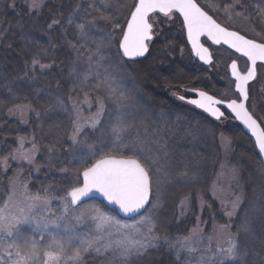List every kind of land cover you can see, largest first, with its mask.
I'll return each instance as SVG.
<instances>
[{
	"label": "snow or ice",
	"instance_id": "snow-or-ice-1",
	"mask_svg": "<svg viewBox=\"0 0 264 264\" xmlns=\"http://www.w3.org/2000/svg\"><path fill=\"white\" fill-rule=\"evenodd\" d=\"M28 6L30 12L39 13L44 8V0H29ZM109 6L110 0H105L104 7ZM125 8H128L126 0H119L116 4L117 11L123 15L122 10ZM95 10L101 11L99 8ZM257 11L258 14L264 15V7L257 5ZM161 17L172 22L182 18L181 24L186 31L192 52L206 64L212 63V54L205 43L201 42L202 37L215 45H227L246 58L248 66L245 73L238 69L235 61L231 64L235 90L239 93L237 99L225 102L204 91H198V98L195 99H186L184 96L178 98L217 120L225 116L218 107L224 105L226 110L234 113L252 132L259 151L264 153V128L246 107L249 101V84L257 78L258 63L264 68V42L248 39L237 31L222 27L196 0H135L127 14L126 23L122 24L113 14L106 15L102 11L88 23L95 24L96 20L111 23L114 31L108 34V44L111 45L113 39L119 35V54L128 60H135L148 53L149 42L153 41L154 35L157 34L154 32V26L158 27ZM72 22L70 17L68 23ZM58 23L59 21L53 18L48 27L51 29ZM77 27L82 36L87 34L85 24L81 23ZM116 29L122 31L116 32ZM97 56V67L90 71H96L100 75L101 78L93 88L101 91L96 97V115L86 123L96 129L104 116L105 101L114 106L112 122L107 128L99 129L101 137H106L111 142V149L100 154L92 144L87 143V134L81 136L84 125L81 124L77 113L69 139L73 145L87 147L88 152L76 157L78 164L72 168L75 179L70 188L58 197L63 206L61 216L43 215L48 211L51 199L56 198L52 193L47 190L43 193H29L25 186L23 201L16 211L9 209L8 205L0 209V264H83L90 254L104 257L105 264H135L137 260L148 255L150 249L159 247L162 239L164 244L176 249L178 256L183 251L197 252L194 243H202L200 238L190 242L191 235L173 241L155 231L154 217L162 207L161 185L166 182L167 174L161 171L158 160L148 154L139 134L136 137L130 134L129 130L136 125L135 115L126 111L129 107V97L119 89L113 73L109 71L111 66L101 63L105 56L99 48ZM89 60L91 61V57ZM37 67L43 71L49 65L42 64L38 58L33 57L29 71L35 72ZM101 67L104 68L103 73H99ZM260 91H264V88ZM16 108L20 116L25 114V109L32 110L30 104H18ZM76 109L77 105L74 104L73 110ZM221 140L230 147V139L221 135ZM25 141V137H20L18 148L10 155L13 159H21L31 164L34 162L37 146L33 140L30 142L31 148L25 150ZM122 149H127L129 154L122 153ZM7 162L5 157L3 163L7 165ZM14 195L15 193L9 196V203ZM97 196L102 197L107 204L118 207L122 213L137 216V224L146 227L147 231H142L137 224L122 222L106 210V206L88 203ZM239 204L240 198L237 197L231 204L232 211L227 213L229 217L235 214ZM77 205L79 207H76ZM181 205L183 206V202ZM79 225L86 226L83 233L77 231ZM50 228L62 230L63 234L61 231L49 232ZM224 228L227 226H222V229ZM238 231L245 235L250 233L249 218L240 221ZM192 232L194 234L196 229ZM34 233H40L39 239ZM45 233L48 239H45ZM40 241L44 243L41 244ZM242 253L243 247L238 236L230 235L226 246H217L209 259L215 264H239ZM203 260L204 256L201 255V264Z\"/></svg>",
	"mask_w": 264,
	"mask_h": 264
},
{
	"label": "trees",
	"instance_id": "trees-1",
	"mask_svg": "<svg viewBox=\"0 0 264 264\" xmlns=\"http://www.w3.org/2000/svg\"><path fill=\"white\" fill-rule=\"evenodd\" d=\"M10 1L14 5L13 8L10 7ZM217 1L220 7L234 8L244 14L251 23L253 37L264 42V15L258 14L257 11V5L264 7L262 0ZM8 2L10 3L8 4ZM8 2L0 3V26H4L3 31L13 34L20 24L23 36L27 41H30V45L29 52L24 55L20 52V45L13 44V42L10 44L11 46L9 45L10 51H0V63L3 62L6 66L0 70V201L18 187L25 190V186L27 191L36 193H43L46 190L49 192L53 189L62 196L75 179L72 168L78 164L76 157L88 152L87 147L84 146V148L73 150L69 139L72 124L77 119V113L79 117H86L97 112L96 97L101 91L98 88H93V85L100 79L99 77H93L84 82L78 75L69 76L66 66L73 60L79 61L83 55L85 56L89 52L88 47L83 46L82 48L81 34L77 26L81 23L85 24L86 33H90V27L94 26L98 30L100 41H102L99 49H103L107 60L113 62L118 57L117 41L121 37L117 35L109 45L104 39H106V33L114 31L111 23L96 20L95 24H89L88 21L99 16L102 11L106 15L113 14L114 18H117L122 24L126 23L127 14L135 0H126L128 8L122 10L123 15L116 9L119 0H110V6L107 8L104 7L105 0H44V8L39 13L29 11V0H9ZM96 8L101 11H96ZM70 17L72 23H68ZM53 18L57 19L59 23L50 29L48 25ZM115 31L120 32L122 29ZM41 50H45L48 54L43 57L44 62L52 63L53 67L44 73H40L38 69L35 72L29 71L32 59L30 55L34 54L37 57L36 54H40ZM179 56L178 47H168L165 50L163 46L156 44L150 48L148 56L143 61L133 63L137 67L129 72L128 82L120 84L116 81L119 89L129 97V107L126 111L134 114L135 110V123L140 121L147 125L149 119L154 118L152 121L154 130L162 132L167 142L173 130L179 135V131H182L181 124H190L191 127L193 124L194 128L198 126L200 131L205 130L213 136L203 142L206 147L211 148L216 135L214 134L216 133L215 129L222 133L225 128L216 126L192 110L178 107L174 103V99L170 97L171 93L181 89L203 88L209 84L207 80H204V77L193 76L192 67H181L190 62L184 60V56V62L181 61ZM10 57L14 59L12 60ZM19 64H22L23 67H13ZM167 64H173L176 67H156ZM17 98L18 101H16ZM254 103L259 115L264 117V96L257 92ZM18 104H30L32 110L25 109L26 113H29L22 118L16 108ZM74 104L77 105L76 110H73ZM135 107L137 108L135 109ZM113 108L112 104L105 101V112L100 125L94 130L83 131V136L87 134V143L92 144L95 151L100 154L109 151L112 146L106 137H101L99 129L107 128V125L112 122ZM137 109L139 110L138 115L136 114ZM157 113L163 114L165 117L159 118ZM174 122L178 125L174 126ZM233 129V132L228 133L235 148L234 158L239 163L237 167L242 172L245 181L246 195L248 197L255 194L263 196L264 190L261 189V186L264 189V171L254 149V143L238 123H235ZM193 130L197 132L195 129ZM129 131L133 137L139 134L135 128ZM141 131L144 132V130ZM147 133L154 132L146 130L145 136L141 134L139 136L144 142L143 146L148 154L152 155L153 138L150 134L147 136ZM225 134L227 133L225 132ZM20 137L26 138L25 150L31 148V141L34 140L36 143L37 151L34 162L31 164L21 159H13L10 155L15 153L18 148ZM179 149L177 150L179 155L176 157L178 161L183 156L181 148ZM200 150L202 154L207 153L201 147ZM121 151L125 155L129 154L127 149ZM5 157L8 162L4 167ZM202 167L201 171L205 173L209 170L206 165ZM61 169H68V171H61ZM18 170L22 173L19 174ZM18 177L21 180L20 183L15 180ZM199 188V185H195V187L187 188L185 190L188 191L187 193L182 192L190 201V210L186 212L184 219L170 220L166 215L168 206L158 216L157 229L169 239H175L184 234L199 235L201 233L200 225L209 227L208 215L211 212L209 214L202 207L203 210H200V197H204L205 194H199L197 191ZM22 195L18 200V205H21L23 201ZM206 195L209 196L207 193ZM207 198L206 200H208ZM201 212H205L206 218H202L203 221L199 225L198 218L202 214ZM213 216H216V213ZM208 227L205 232L209 231ZM193 229H196L194 234ZM217 234L221 237L220 232L217 231ZM171 256L165 251L152 254L149 257L152 259L150 264H162L164 261L154 260L155 257ZM167 264L178 263L168 261Z\"/></svg>",
	"mask_w": 264,
	"mask_h": 264
},
{
	"label": "rangeland",
	"instance_id": "rangeland-1",
	"mask_svg": "<svg viewBox=\"0 0 264 264\" xmlns=\"http://www.w3.org/2000/svg\"><path fill=\"white\" fill-rule=\"evenodd\" d=\"M8 1L9 0H0V3H5ZM196 1L206 12H208V14H210L222 26L230 30L237 31L249 39L258 42H263L253 37L254 34L250 28L251 26L250 21L246 19L244 14L239 13L238 10L225 6L220 7L218 5L217 0H196ZM10 2H8V4ZM10 7L12 8L14 7L12 2L10 3ZM56 26L57 25H54V27ZM3 27L4 26L2 25L0 26V51L2 50L10 51L11 50L10 44L13 42V44L17 43V45H20V52L22 55L28 53L30 41H27V39L23 36V33L21 31V25L19 24V27H17L18 29L15 30L13 34H9L8 31L6 32L3 31ZM89 30L90 33H87L84 36L81 35V39H82L81 43L83 44L82 48L83 46L88 47L89 48L88 54H86L85 56L83 55V57H81L79 61L73 60L70 64L66 66L70 77L78 75L82 78L84 82L88 81L89 79H92L93 77L101 78L96 71H90V69H96L97 67L96 65V60L98 59L97 48L101 47L100 44L102 43V41H100L101 39H99L100 37L97 34L98 30L94 26L93 27L91 26ZM154 32L157 34L154 35V42L149 43L150 48H152L153 45L156 44L163 46L165 50H167L168 47H178V53L180 55L179 58L181 61H183L184 57H185L184 60H188L189 62L193 60L192 53L190 47L188 46V41L186 38L184 28L182 27L180 18L176 19L175 22H172V21H167V18L161 17L158 22V27L154 26ZM106 34H107L106 39L104 40L108 41L109 33ZM204 43L205 45L210 47L208 42H204ZM100 51L102 53L104 52L103 49L102 50L100 49ZM213 52L216 60L214 66L208 70L210 76L207 77V81L209 80L208 82H214L219 85L221 90L220 92H217L218 95H216L217 97H219V99H222L224 101L237 99L238 94L235 91V84L229 74L230 71L229 64L231 63V60H233L231 58L230 53L220 48H213ZM103 54L105 56V53ZM47 55L48 54H46L45 50H41L40 54H36L37 56L36 58L40 57L38 59L39 60L41 59L40 63L49 65V67L44 69L43 71H40L39 67H37L40 73H44L46 70L50 69V67H53L52 63L44 62L43 57H46ZM117 55H118L117 60L113 62L111 61L109 62V60H107V56H105V59L102 60L101 63L104 66H111L109 67V71L113 73V77L117 82H120V84H126L130 77L129 72L133 70L134 67L137 66L133 63L124 62L120 57L119 52L117 53ZM30 57L33 58L35 57V55L34 54L32 56L30 55ZM89 57H91V61L89 60ZM10 59L13 60L14 58L10 57ZM20 60H22V58H20ZM240 66H241L240 67L241 72L245 73L247 67H244V64H240ZM2 67H6L4 66L3 62L0 63V70L2 69ZM13 67H23V65L19 64L18 66H13ZM156 67H176V66H174L173 64H167L165 66L162 65ZM103 71H104L103 67L99 68V73H103ZM257 73L258 75L256 81L252 84L250 88L251 94H250L249 108L253 113V115L259 120V122L262 124L264 128V117L259 115L256 105L254 103V97L257 92L260 93L261 96H264V91H260V89H262L264 86V81H263L264 68L259 67ZM85 77H87V79H85ZM185 94H186V89H181L179 91L171 93L170 97L174 99V103H176L178 107L192 110L196 112L198 115L212 122V120L209 119L207 116L197 111L193 105L181 101L178 98L179 96H186ZM16 101H18V98L16 99ZM136 108L137 107H135V109ZM136 112H137L136 114L138 115L139 110L137 109ZM28 113H26L25 111V114L22 116V118L25 117V115H27ZM95 115L96 113L86 117H79L81 124L84 125L83 131L88 129L94 130L86 123V121L95 117ZM134 115H135V110H134ZM160 117L163 119V117L165 116H163V114H159V118ZM153 119L154 118L152 119L150 118L149 119L150 121L148 120L150 125L149 123L147 125H144L140 123V121L139 122L136 121L135 123L136 126L134 128L136 129L137 133L139 131V135L141 134L142 136L146 135L145 134L146 130H149L150 132H154V133H147V136L150 134L151 138H153V144L151 146L154 148L152 149L151 151L152 155L150 156L153 159L158 160V165L160 166L161 171L167 174L166 182L162 183L161 185L162 207L159 209L156 217H154L155 231L161 234L162 237L166 236L163 232L157 229V218L164 211V209L167 208V206L168 208L166 209L167 212L166 215L168 218H170V220H173L175 218H178V220L184 219L186 212L190 210L189 208L190 201L187 197H185V194H183L182 192L184 191V193H187L188 191L185 190L192 186L195 187V185H199L200 187L199 190H197L199 194L202 195L205 194L204 197H200L201 199H200L199 207L200 210H203L205 208L209 212V214L211 212V214L208 215L210 225L209 227L200 225L201 222L203 221L202 218L203 219L206 218V215H204L206 212L205 210V212L203 213L201 212L202 214H200L198 218L200 225L199 231L201 232L200 235L198 234L191 235L192 241L190 242H194L197 238H200V240L202 241V243H194V247L198 249L197 252L189 253L183 251L180 252L178 256L176 249L171 248L168 245L164 244L162 239L159 247L155 249H150L149 254L146 255L145 257L140 258L139 260L142 259V261L150 262L152 261V259H149V257L152 254H157L160 251H165L169 255H172L173 258L180 260L185 264H201V255L204 256L203 264H215V262L210 260L209 257L211 256L212 252L215 251V248L217 246L225 247L227 240L231 235V236H238L239 241L243 247V253H242V257L239 258V264H264V194L263 196L262 195L257 196V194H255L249 197L246 195L245 181L243 179L242 172L237 167V164L239 163L236 161V158H234L235 148L232 142V138L229 136L228 133V132H233L234 130L233 127L236 122L232 120L222 121L218 124H215L213 122L216 126L225 128V131L220 133L221 132L220 130L214 128L216 132L214 134L216 135L213 138L211 148H209L206 147V145L203 142L213 136L205 130L200 131L198 126L197 128L196 127L194 128L193 124L192 127L190 124L188 125L186 123L181 124L182 131H179V135L173 130L172 134L169 135L167 142L166 138L164 139L162 132L157 131L156 129L154 130L155 127L152 126ZM173 125L177 126L178 124L174 122ZM193 129H195V131L197 132H194ZM140 130H144V132L143 131L140 132ZM83 131L81 132V136H83ZM71 132H72V128H71ZM225 132L227 134H225ZM221 135L231 140L230 147L227 145L226 142L222 143ZM178 143L180 144V146ZM82 147L83 146L81 145L72 144L73 150ZM200 147L203 148V150H206L207 153L202 154ZM179 148H181L183 156L181 160L179 159L178 161L176 157H178L179 155L177 151ZM254 149L256 151L255 145H254ZM203 165H206L207 169H209L206 173L204 171H201ZM222 165L224 166L223 168ZM5 166L6 165L4 164V167ZM18 172H20L19 174L22 173L19 170ZM184 173H187V175H184ZM15 180L18 181L19 183L21 182L19 177L18 179L16 178ZM17 189L13 190L12 193L7 195L2 201H0V209H3L5 205H8L9 209H11L12 211H16L17 208L21 206L18 205L17 203L18 200H20V196L24 194L25 190L19 187ZM261 189L264 190L263 186H261ZM204 191H206V193L209 196H207L206 193H204ZM28 192L33 194L36 193L34 191H28ZM49 192L52 193V196L56 198L51 199V203L49 205L48 211L43 213V215L45 216L54 215L56 217H59L61 216L63 211L62 202L58 198L61 196V194L54 191L53 189L50 190ZM13 193H15V195L12 196V202L9 203V196L12 195ZM237 197L240 198V204L235 214L229 217L227 213L232 211L231 204ZM206 198L208 200H206ZM203 199L204 201H202ZM181 202H183V206L181 205ZM89 204H96L102 206L97 201L91 202ZM201 207L203 209H201ZM214 213H216V216H213ZM111 214L116 216L119 220H121L117 215L113 213ZM246 217L249 218L250 226H251V231L247 235H245V233L243 232L238 231L240 221L245 219ZM66 219L68 218L66 217ZM137 220L138 219L129 222L123 220L121 221L132 225V224H137ZM73 223L75 222L73 221ZM225 225L227 226V228L222 229V226ZM137 227H140L141 230L144 232L147 231V228L144 227L143 225L137 224ZM207 227L210 229H208L209 230L208 232H205ZM85 230H86L85 225L77 226V231L83 233ZM48 231L49 232L61 231V234H63L62 230H56L53 228H50ZM217 231L221 233L222 238L217 234ZM34 235L36 236L37 239H39L40 233H34ZM187 236L190 235L184 234L178 238H183ZM45 239H48L47 233H45ZM176 239L177 238L175 239L171 238L170 240L175 241ZM40 243L43 244L44 241H40ZM210 247H213L212 248L213 250ZM69 264H71V262H69ZM83 264H105V258L96 254H90L85 258Z\"/></svg>",
	"mask_w": 264,
	"mask_h": 264
},
{
	"label": "flooded vegetation",
	"instance_id": "flooded-vegetation-1",
	"mask_svg": "<svg viewBox=\"0 0 264 264\" xmlns=\"http://www.w3.org/2000/svg\"><path fill=\"white\" fill-rule=\"evenodd\" d=\"M181 19V18H180ZM185 31V30H184ZM185 34H186V31H185ZM208 42V44L210 45V47L209 46H207V45H205L206 47H208L209 48V51L211 52V54H212V59H213V62L210 64V65H204L201 61H199L197 58H195V56L193 55V53H192V51H191V53H192V61L190 62V63H187V64H185V65H182L181 67H192L193 69H192V74H193V76H195L196 78H198V77H204V80H207V77H209L210 75H209V69L211 68V67H213L214 66V64H215V60H216V58H215V56H214V52H213V48H220V49H223V50H225V51H227L228 53H230V55H231V58L233 59V60H231V63L229 64V67H231V64H232V62L233 61H235L237 64H238V66L239 67H241L240 66V64H244V67H247L248 65H247V63H246V58L245 57H243V56H241V55H239V54H237V53H235V52H233V51H231V50H229L228 48H226V47H223L222 45H219V46H216L215 44H212V42L211 41H209V40H207V38H204V37H202V39H201V42L202 43H204V42ZM153 42H154V39H153ZM152 41H151V43H153ZM189 46V45H188ZM191 50V49H190ZM139 62H141V61H139ZM136 63H138V62H136ZM257 67L259 68L260 67V65L258 64L257 65ZM229 74H230V71H229ZM230 77H231V75H230ZM209 81V80H208ZM209 84L208 85H205V87H203V88H195V89H193V88H189V89H186V96H184L186 99H195V98H197V96L194 94V93H197L198 91H204V92H206L208 95H212V96H214L215 98H217V99H219V97H217L216 95H218V93L217 92H220V90H221V88L219 87V85L217 84V83H214V82H208ZM235 84V83H234ZM252 86V85H251ZM251 86H250V88H251ZM250 92H251V90H250ZM251 94V93H250ZM182 101V100H181ZM250 101V100H249ZM184 102H186V101H184ZM193 108V107H192ZM195 110V109H194ZM224 113H225V116H226V118H225V120H223V121H226V120H232V121H235V119L228 113V112H226L224 109H221ZM200 113H202V112H200ZM202 114H204V113H202ZM205 116H207L206 114H204ZM209 119H211L209 116H207ZM256 118V117H255ZM212 120V122H214L215 124H218V123H220V122H222V121H215V120H213V119H211ZM98 203H100L102 206H104V204H102L101 202H98ZM106 210H108L109 212H111V213H113V214H115V215H117L118 216V214L115 212V211H113V210H111V209H108V208H106ZM119 217V216H118ZM120 218V217H119ZM121 219V218H120ZM121 220H123V219H121ZM124 221V220H123ZM200 235V234H199ZM145 259V258H144ZM151 259V258H150ZM146 260V259H145ZM154 260H164L163 262H162V264H167L168 263V261H174V262H176V263H178V264H185L184 262H182V261H180V260H177V259H175V258H173L172 256L171 257H155L154 258ZM145 263H148V264H150L151 262H146V261H142V259L141 260H137L136 262H135V264H145Z\"/></svg>",
	"mask_w": 264,
	"mask_h": 264
},
{
	"label": "water",
	"instance_id": "water-1",
	"mask_svg": "<svg viewBox=\"0 0 264 264\" xmlns=\"http://www.w3.org/2000/svg\"><path fill=\"white\" fill-rule=\"evenodd\" d=\"M181 20H182V18H181ZM218 23V22H217ZM221 25V24H220ZM222 26V25H221ZM222 27H224V26H222ZM231 31H233V30H231ZM242 35V34H241ZM187 37V36H186ZM247 38V37H246ZM202 39V38H201ZM249 39V38H248ZM258 42V41H257ZM188 44H189V46H190V48H191V45H190V43L188 42ZM220 45H222V46H224V47H226V48H228V46L227 45H223V44H220ZM216 46H219V45H216ZM229 50H231V51H233V52H235L233 49H230V48H228ZM192 51V50H191ZM148 53H149V51H148ZM148 53H146L145 54V56H143V57H138V58H136L135 60H128L127 58H123L122 56V59L123 60H125V61H127V62H131V63H133V62H139V61H142L143 59H145V57L148 55ZM193 53V52H192ZM236 53V52H235ZM237 54H239V53H237ZM193 55L195 56V54L193 53ZM240 55V54H239ZM195 58H197L199 61H201L198 57H196L195 56ZM204 65H210V64H206L205 62H203V61H201ZM212 62H213V59H212ZM237 64V63H236ZM259 64V63H258ZM237 66H238V64H237ZM238 69L240 70V68H239V66H238ZM230 74H231V67H230ZM231 77H232V74H231ZM232 79L234 80V78L232 77ZM254 81H251L250 82V84H252ZM249 84V85H250ZM237 93V92H236ZM195 95H196V93H194ZM238 94V96H239V93H237ZM197 96V95H196ZM198 98V97H197ZM239 102V101H238ZM249 102V101H248ZM218 107H220V109H225V106L224 105H218ZM246 107H248V103H247V105H246ZM198 109V108H197ZM199 110H201V109H199ZM226 110V109H225ZM201 111H203V110H201ZM222 111V110H221ZM240 125H241V127L244 129V131L246 132V134L253 140V142H254V145H255V148H256V152H257V155H258V158L260 159V162H261V165H262V168H263V170H264V153H261L260 151H259V148H258V146L256 145V141H255V137L252 135V132L238 119V118H236L235 117V114L234 113H231V111L230 110H226ZM251 113V112H250ZM206 114H208V113H206ZM252 114V113H251ZM209 115V114H208ZM211 118H213L214 120H217L215 117H213V116H211V115H209ZM226 118V116H224V117H222L220 120H223V119H225ZM253 118L255 119V117L253 116ZM217 121H219V120H217ZM258 122V121H257ZM259 123V122H258ZM262 127V126H261ZM117 158H119V157H117ZM95 200H97V201H100V202H102V203H104L105 204V206L106 207H108V208H110V209H112V210H114L122 219H124V220H128V221H130V220H133V219H136V218H138L137 216H131V215H126V214H124V213H122L119 209H118V207H116V206H113V205H110V204H107V202L106 201H104L103 200V198L102 197H99V196H97L95 199H92V200H89L88 202H91V201H95ZM76 207H79L78 205L76 206Z\"/></svg>",
	"mask_w": 264,
	"mask_h": 264
}]
</instances>
